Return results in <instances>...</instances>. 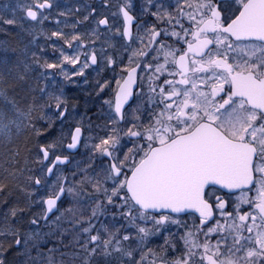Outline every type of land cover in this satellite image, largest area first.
<instances>
[{
	"label": "snow or ice",
	"instance_id": "1",
	"mask_svg": "<svg viewBox=\"0 0 264 264\" xmlns=\"http://www.w3.org/2000/svg\"><path fill=\"white\" fill-rule=\"evenodd\" d=\"M0 264H264V0L0 4Z\"/></svg>",
	"mask_w": 264,
	"mask_h": 264
},
{
	"label": "rangeland",
	"instance_id": "2",
	"mask_svg": "<svg viewBox=\"0 0 264 264\" xmlns=\"http://www.w3.org/2000/svg\"><path fill=\"white\" fill-rule=\"evenodd\" d=\"M3 3H5V0L2 1L0 4H3ZM65 88H66L67 93H68L69 96L77 97V95H78L79 92H76V90H74V88H75L74 85H72V84H66L65 85Z\"/></svg>",
	"mask_w": 264,
	"mask_h": 264
},
{
	"label": "flooded vegetation",
	"instance_id": "3",
	"mask_svg": "<svg viewBox=\"0 0 264 264\" xmlns=\"http://www.w3.org/2000/svg\"><path fill=\"white\" fill-rule=\"evenodd\" d=\"M52 26H54V25H52ZM74 90H76V92H79L78 95H77V98L81 101L80 110L83 111V103H82V101H83V99L85 97V94L82 91H80L78 88H76V87L74 88Z\"/></svg>",
	"mask_w": 264,
	"mask_h": 264
},
{
	"label": "trees",
	"instance_id": "4",
	"mask_svg": "<svg viewBox=\"0 0 264 264\" xmlns=\"http://www.w3.org/2000/svg\"><path fill=\"white\" fill-rule=\"evenodd\" d=\"M2 1H4V0H0V3H1Z\"/></svg>",
	"mask_w": 264,
	"mask_h": 264
}]
</instances>
